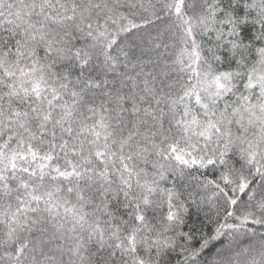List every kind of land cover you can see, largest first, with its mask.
<instances>
[{"label":"snow or ice","instance_id":"6c2138e0","mask_svg":"<svg viewBox=\"0 0 264 264\" xmlns=\"http://www.w3.org/2000/svg\"><path fill=\"white\" fill-rule=\"evenodd\" d=\"M0 264H264V0H0Z\"/></svg>","mask_w":264,"mask_h":264}]
</instances>
